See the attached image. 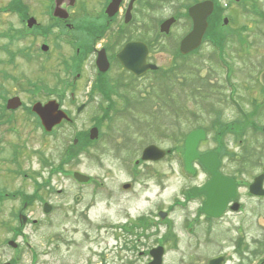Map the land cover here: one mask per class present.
<instances>
[{
    "label": "rangeland",
    "instance_id": "1",
    "mask_svg": "<svg viewBox=\"0 0 264 264\" xmlns=\"http://www.w3.org/2000/svg\"><path fill=\"white\" fill-rule=\"evenodd\" d=\"M163 7L156 15L153 14L156 20L170 16L173 7H168V4ZM237 19L249 24L248 31L241 36L240 33L232 35L228 56L235 69L232 75L234 95L243 103L249 118H239L236 110L223 102L231 91L223 86L224 74L221 69L218 70L215 53L207 44L203 45L199 55L184 62L179 58V42L188 32L185 23H180L172 26L171 38L161 37L155 45L149 62L160 67L157 80L151 76L135 80L123 69L120 79L119 68L110 72L107 86L99 89L100 93L108 92L110 103H106L107 112L104 113L105 107L89 105L87 91L92 76L89 67H86L83 70L86 76L80 78L75 94L76 100L86 104V107L73 117L77 122L73 128L65 126L57 135L42 140L40 131L31 122L26 124L18 121L16 125L22 129L20 138L8 133L11 125H0V149L8 148L7 142L1 137L14 141L19 138L25 149V169L29 171V178L22 184L21 179L9 173L10 168L17 166L4 163L5 172L1 173L0 182L9 179L12 190L21 187L32 192L35 181L39 185L51 181L55 190L63 192L60 196L56 192H46V204L56 207V211L53 215L44 216L43 204H36L31 212L37 223L33 225L29 222L25 228L34 253L40 255L41 264H101L102 256L105 264H149L151 259L146 255L147 252L163 245L162 238L171 225L173 231L167 234L170 238L164 245L166 254L163 264H201L200 259L220 252L214 244L209 248L202 242L209 240H204L207 232L200 223L195 225L197 237L188 241L184 226L194 217L191 212L175 209L178 205L171 206L178 192L192 184L184 180L185 171L180 156L186 137L194 129L205 130L207 138L200 144L199 150L218 151L223 161L221 171L224 175L253 181L260 174L258 166L261 158L264 162V135H255L253 128L264 127V96L259 85V76L264 71V20L251 14ZM221 23L223 25V21ZM223 27L222 31L228 33L230 29L225 25ZM174 64L181 66L182 70L172 76L169 68ZM46 76L48 79L49 73ZM35 98H30L28 102ZM94 99L101 100L99 96ZM60 106L63 111H74L67 106ZM215 113L220 119L215 127L217 132L212 131L211 127L216 119ZM251 123L254 125L251 126ZM93 128L97 130L98 138L90 142L89 133ZM81 131H87L86 139L79 138L81 153L68 158L64 150L75 132ZM150 145L164 151L171 150L174 154L159 163L140 162L141 152ZM239 154L245 157V163L254 167L242 171L237 168L231 156ZM43 157L45 167L40 162ZM61 161H66L64 167ZM135 161H139V165ZM196 167L200 173L196 185L200 186L207 178L199 164ZM135 170L139 174L138 178L133 177ZM74 171L91 176L94 183L101 184L102 191L92 195V184L82 186L80 189H86L76 192L74 180L69 176ZM126 184H131L132 189L124 190ZM75 194L82 196V200L76 204L73 202ZM12 206L18 207V204L5 205L2 213L6 214ZM160 210L167 214L165 220L168 226L152 228L151 221L160 223ZM130 219L136 223L135 226L129 223ZM257 221L258 218H254V222ZM10 222L7 217L0 216L1 240L10 237L5 229ZM262 222L264 224V219ZM124 227H128V232L122 231ZM131 229L132 233L143 237L137 244L140 253L144 252L142 257L140 253L135 256L124 250L125 240H130ZM215 233L217 231L213 235ZM213 238L221 240L220 237ZM18 242H21V238ZM33 251L19 252L21 264H29ZM9 254V251L0 247V262L9 259ZM193 259L200 261L194 263ZM89 260L91 263H87Z\"/></svg>",
    "mask_w": 264,
    "mask_h": 264
},
{
    "label": "flooded vegetation",
    "instance_id": "2",
    "mask_svg": "<svg viewBox=\"0 0 264 264\" xmlns=\"http://www.w3.org/2000/svg\"><path fill=\"white\" fill-rule=\"evenodd\" d=\"M202 3L214 5L207 19L205 42L214 40L220 45L219 53H215L214 58L220 59L221 66H233L228 56L230 39L235 34L243 35L248 31L249 26L239 22L237 18L240 16L245 18L246 14H251L264 20V0H1L0 125H11L8 133L18 135L20 138L22 129L16 125L18 121L26 124L31 122L33 127L40 131L42 140L48 136L57 135L65 126L68 129L73 128L77 123L73 117L80 114L79 109L84 110L86 107V104L79 103L75 97L80 78L84 79L86 76L83 75L86 67H89L92 76L90 88L87 91L89 105L97 108L107 107V102L105 103L98 89L101 84L107 86L110 72L118 68L119 78L122 79V50L127 44L138 42L147 44L149 47L147 63L151 64L149 60L158 43L159 24V20H156L153 14L156 15L160 9H164V4H168V7L172 6L171 14L167 19L173 17L175 25L185 23L188 28L185 35L187 36L193 28L190 9ZM223 14L225 15L222 17ZM165 20L166 18L162 22ZM222 21L223 25L230 29L228 33L222 31L225 28ZM234 26H237L236 30ZM262 43L264 44V40ZM245 48H247L246 45ZM247 49L250 50L249 47ZM99 59L105 63L108 61L109 71L100 72L97 64ZM230 70L232 71L231 68ZM48 73L50 77L47 79ZM51 83L54 85L50 86ZM260 87L264 96V86L260 85ZM97 96L101 100L94 99ZM33 97H36L35 100L28 102ZM47 98L48 100H44ZM235 101L243 106L240 100L235 99ZM51 102H55L60 110L61 104L74 111L69 113L64 109L72 119L71 122L63 121L48 134L35 108L38 105L45 107ZM253 125L251 123V126ZM76 136L86 139L87 131L75 132L73 138L75 139ZM1 138L7 142L8 148L0 149L2 159L0 176L2 172H5L4 163H9L17 166L9 169L10 175L12 173L21 179L22 184L26 183L29 171L25 169L26 155H24L23 144L19 138L17 141L8 140L5 136ZM262 161L261 158L258 166L260 172L264 171ZM40 162L41 166L45 167L44 157L40 158ZM235 165L240 170L254 167L242 163ZM52 172L53 170L50 173ZM204 173L207 180L200 186L196 183L194 186L202 188L210 181L211 177H208L207 172L204 171ZM199 174L198 170L193 177L198 179ZM253 181L236 179L235 196L229 199L224 207L220 200L209 203L206 195L195 198L191 193L194 186L187 190L185 211L196 216L195 224L200 223L207 232L204 240L209 241L202 242L209 248L214 244L215 248L220 249V252L213 256L199 258L201 264H264V224H262L264 196L258 197L251 194ZM10 183L9 179L6 182H0V216L7 217L11 221L5 226L6 234L10 237L2 240L0 237V247L9 251L10 257L0 264H21L20 253L33 251V245L25 231L29 222L33 225L37 223L32 209L40 203L43 204L44 216L53 215L56 207H52L51 213L46 215L47 204L44 195L46 192L50 194L56 192L60 196L63 192L55 190L51 181L40 185L35 181L32 192L21 187L12 190ZM73 185L76 192L86 189L77 187V181H74ZM94 186V192L92 191L91 194H99L103 187L97 183H94ZM81 197L75 194L73 202L76 204L82 200ZM16 203L18 207L12 206L6 214L2 213L5 205ZM254 218H258V221L254 222ZM123 230L125 232V229ZM194 231V236L197 237V230L194 229ZM214 231H217V234L213 235ZM133 235L130 234V240H125L124 250L136 256V253H140L137 245L140 239L135 232ZM124 236L126 237V234ZM213 237H220L221 240ZM20 238L21 242H18ZM140 255L142 257L143 253ZM102 258L101 264H105ZM90 261L87 263H91ZM193 261L199 262L197 259ZM28 263L41 264L38 252L33 251Z\"/></svg>",
    "mask_w": 264,
    "mask_h": 264
},
{
    "label": "water",
    "instance_id": "3",
    "mask_svg": "<svg viewBox=\"0 0 264 264\" xmlns=\"http://www.w3.org/2000/svg\"><path fill=\"white\" fill-rule=\"evenodd\" d=\"M213 10L212 4H204L195 8L192 11V17L194 19V30L187 36L181 44V53L184 55L198 49L201 45L202 38L207 29V19ZM171 27V22L164 24L162 27L163 32H169ZM148 56V48L145 44L141 43H131L122 51V65L130 72L136 75H143L148 69H156L146 65V59ZM121 58V56H119ZM105 65V64H104ZM107 66L103 70H106ZM260 82L264 85V73L260 77ZM35 110L41 115L45 125L48 130L61 123V121L67 116L65 113L59 111V107L55 102H51L45 107L37 106ZM98 132L94 129L91 132V139H97ZM206 138L205 132L202 130L195 131L191 133L185 143V158L188 169L192 172V163L199 159L201 164L211 172L213 178L212 181L203 189L195 190L194 194H204L207 196L209 203L215 200L222 201L223 207L225 203L231 199L233 196L234 185L229 184L231 180L223 177L218 169L221 166L219 160V155L217 153H207L200 155L198 153V147L202 140ZM166 156V152L160 150L155 146L147 148L143 153V161H159ZM80 180L87 181V177L80 174L76 175ZM262 182L263 176L256 179L253 185V190L255 192H262ZM164 250L159 248L154 250V261L151 264H162V257ZM217 264V263H214Z\"/></svg>",
    "mask_w": 264,
    "mask_h": 264
},
{
    "label": "trees",
    "instance_id": "4",
    "mask_svg": "<svg viewBox=\"0 0 264 264\" xmlns=\"http://www.w3.org/2000/svg\"><path fill=\"white\" fill-rule=\"evenodd\" d=\"M182 70V69H181ZM217 113H215V115H216Z\"/></svg>",
    "mask_w": 264,
    "mask_h": 264
}]
</instances>
